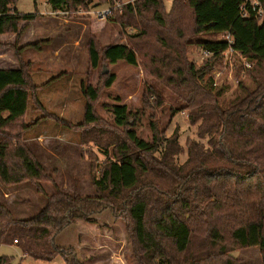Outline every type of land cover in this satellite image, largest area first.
<instances>
[{
	"label": "trees",
	"instance_id": "1",
	"mask_svg": "<svg viewBox=\"0 0 264 264\" xmlns=\"http://www.w3.org/2000/svg\"><path fill=\"white\" fill-rule=\"evenodd\" d=\"M102 1L110 6L120 2ZM254 1L247 2L245 14L241 11L244 0H172L168 10L164 0H136L109 9L113 19L131 20L135 28L142 21L133 38L146 34L147 17L159 25L170 21L171 29L177 31L188 21L196 44L209 53L210 61L216 62L229 47L244 58L249 64L245 75L254 87L240 82L243 97L226 108L215 103L213 96L205 101H210L209 107L198 110L194 103L198 115L190 122L201 118L198 137L207 141L188 140L185 147L177 131L165 136L153 121L151 140L143 139L127 128L130 112L126 105H113L114 123L123 128V137L112 149L113 159L92 178L94 196L61 191L53 173L25 144L24 134L41 121L70 125L49 114L25 120L30 101L37 110L42 106L37 98L40 87L32 83L30 64L21 59V52L47 41L14 46L19 66L0 68V182L7 188L31 185L44 204L29 218L16 219L0 199V242L16 240L22 254L33 260L50 262L61 257L64 264H90L85 253L80 259L75 247L60 244L56 237L76 220L95 223L93 215L108 210L113 219L123 221L136 264H242L232 253L251 247H258L264 264V0ZM15 2L0 0V35L13 33L18 38L19 23L36 17L11 8ZM47 3L54 12L87 9L85 0ZM226 33L232 38L230 44L224 38H201ZM130 38L126 44L103 48L91 38L90 66L96 68L100 60L136 65L137 52ZM187 70L197 77L192 64ZM114 80L110 74L102 85L108 88ZM81 88L88 100L83 123L77 127L86 129L98 121L92 104L99 92L90 85ZM207 92L203 88L201 93L209 96ZM184 148L186 159L179 163ZM43 183L52 184L54 191L45 192ZM0 264H12L11 259L0 256Z\"/></svg>",
	"mask_w": 264,
	"mask_h": 264
},
{
	"label": "rangeland",
	"instance_id": "2",
	"mask_svg": "<svg viewBox=\"0 0 264 264\" xmlns=\"http://www.w3.org/2000/svg\"><path fill=\"white\" fill-rule=\"evenodd\" d=\"M85 2L87 9L67 13L54 12L47 0L36 3L34 0H16L11 8L20 13H34L36 17L33 21L19 23L18 38L17 34H2L0 47L5 48L3 58L13 62L17 60L14 46L19 48L47 41L41 42L39 48L26 47L21 52V59L30 64L32 83L40 87L37 98L44 110H37V105L30 101L25 120L28 122L49 114L70 127L47 119L25 133L24 142L45 170L53 173L61 191L94 196L92 178L98 177L105 162L113 159L112 149L123 137V128L114 123L113 105H126L130 112L127 128L143 139L151 140L150 122L153 121L165 136L177 131L179 143L185 147L188 140H199L203 144L207 141V138L198 137L201 118H197L195 124L190 122L198 115L194 103L199 105L198 110L209 107L210 101H205L213 96L215 103L226 108L243 97L240 82L250 89L254 85L245 75V67L249 64L237 53H223L216 62L210 61V55L196 44L197 37L192 35L188 21L177 31L171 29L170 21L159 25L147 17L144 22L146 34L133 38L140 32L142 21L135 28L131 20L113 19L110 13L101 16L102 11L111 10L119 2L113 6L102 0ZM171 3L172 0H164L167 10ZM129 37L137 52L136 65L100 60L96 68L90 66L88 42L91 38L103 48L116 43L126 44ZM201 38L222 39L223 36L202 35ZM182 50L183 56L180 55ZM17 62L19 64V60ZM190 64L197 71V77L189 74ZM105 69L106 73H103ZM110 74L115 80L106 88L102 84ZM51 79L54 81L45 84ZM82 85L95 87L99 92L92 104L98 121L87 125L86 129L77 127L83 123L88 100ZM203 88L208 89L209 96L201 93ZM105 152L108 153L106 156ZM185 152L184 148L179 163L186 159ZM42 185L45 192L54 191L52 184ZM4 188L10 190L7 191L10 203L3 199ZM0 199L14 210L16 219L29 218L44 204L43 198L28 184L7 188L1 183ZM93 218L95 223L76 220L59 233L56 241L75 247L80 259L85 253L91 259L90 264H136L123 221L113 219L108 210L93 215ZM23 255L11 238L8 243L0 242V256H8L12 264H64L61 257L44 262ZM232 255L242 264H261L258 247L234 251Z\"/></svg>",
	"mask_w": 264,
	"mask_h": 264
},
{
	"label": "crops",
	"instance_id": "3",
	"mask_svg": "<svg viewBox=\"0 0 264 264\" xmlns=\"http://www.w3.org/2000/svg\"><path fill=\"white\" fill-rule=\"evenodd\" d=\"M2 35H0V37H1ZM16 36V35H15ZM24 42H26V40H24ZM23 42V43H24ZM4 50H5V48H1L0 47V68L1 69H15V68H17L18 66H19V64H18V62H17V60H15V61H13V62H10V61H8V60H6V59H4L3 58V52H4ZM46 137V136H45ZM27 143V142H26ZM1 184V183H0ZM5 189V191L4 190H2L3 191V199L7 202V203H10V201H9V198L10 197H8V195H7V191H9L10 192V190L9 189H6V188H4ZM20 210H22L23 211V209L22 208H20ZM12 211H13V213H14V210L12 209ZM21 214H24L23 212H21ZM25 218V217H24ZM24 256V255H23ZM25 257V256H24Z\"/></svg>",
	"mask_w": 264,
	"mask_h": 264
},
{
	"label": "built area",
	"instance_id": "4",
	"mask_svg": "<svg viewBox=\"0 0 264 264\" xmlns=\"http://www.w3.org/2000/svg\"><path fill=\"white\" fill-rule=\"evenodd\" d=\"M135 1H136V0H123L122 2L117 3L116 6H118L120 3H124V4H125V3H133V2H135ZM248 1H251L252 4H255V3H256L254 0H244V4H243L242 7H241V11H242V13H244V14H245L244 8H245V5L247 4ZM107 13H110V10H109V9H108V11H102L101 16H104V15H106ZM259 13L261 14L262 11L259 10ZM244 14H243V15H244ZM222 36H223V38H224L225 40L228 41L229 44L232 42V38H231L230 34L226 33V34H224V35H222ZM227 53H234V52H233L232 48L229 47V48L224 52L225 55H227ZM206 54L209 55L208 52H206ZM14 242L16 243V240H14ZM24 256H25V255H24Z\"/></svg>",
	"mask_w": 264,
	"mask_h": 264
},
{
	"label": "water",
	"instance_id": "5",
	"mask_svg": "<svg viewBox=\"0 0 264 264\" xmlns=\"http://www.w3.org/2000/svg\"><path fill=\"white\" fill-rule=\"evenodd\" d=\"M103 73H106V69L103 71Z\"/></svg>",
	"mask_w": 264,
	"mask_h": 264
}]
</instances>
